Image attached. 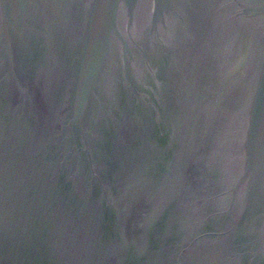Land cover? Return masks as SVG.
Segmentation results:
<instances>
[{"label": "water", "instance_id": "water-1", "mask_svg": "<svg viewBox=\"0 0 264 264\" xmlns=\"http://www.w3.org/2000/svg\"><path fill=\"white\" fill-rule=\"evenodd\" d=\"M0 264H264V0H0Z\"/></svg>", "mask_w": 264, "mask_h": 264}]
</instances>
